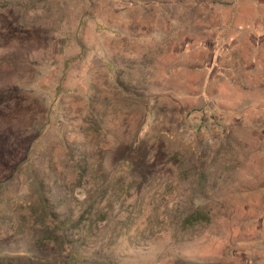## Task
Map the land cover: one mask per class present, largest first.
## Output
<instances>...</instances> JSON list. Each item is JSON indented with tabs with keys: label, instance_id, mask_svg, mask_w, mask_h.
<instances>
[{
	"label": "rangeland",
	"instance_id": "1",
	"mask_svg": "<svg viewBox=\"0 0 264 264\" xmlns=\"http://www.w3.org/2000/svg\"><path fill=\"white\" fill-rule=\"evenodd\" d=\"M0 264H264V0H0Z\"/></svg>",
	"mask_w": 264,
	"mask_h": 264
},
{
	"label": "trees",
	"instance_id": "2",
	"mask_svg": "<svg viewBox=\"0 0 264 264\" xmlns=\"http://www.w3.org/2000/svg\"><path fill=\"white\" fill-rule=\"evenodd\" d=\"M142 137V131H139L138 135H137V142H139L141 140ZM129 163H131L130 161H128ZM132 168L135 169V164L131 163ZM105 186H101L100 189L107 190V188H104Z\"/></svg>",
	"mask_w": 264,
	"mask_h": 264
}]
</instances>
